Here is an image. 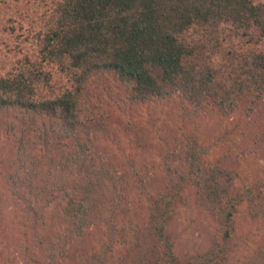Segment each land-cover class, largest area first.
<instances>
[{"label": "trees", "instance_id": "16d2710c", "mask_svg": "<svg viewBox=\"0 0 264 264\" xmlns=\"http://www.w3.org/2000/svg\"><path fill=\"white\" fill-rule=\"evenodd\" d=\"M54 14V26L32 34L37 59L21 52L0 75V208L20 216L27 264H69L81 240L99 237H117L120 254L134 243L133 264H264V221L240 250L234 241L238 218L264 220V170L228 171L217 147L229 135L212 147L192 130L201 113L238 115L233 133L258 123L264 3L60 0ZM57 69L65 83H53ZM130 194L145 211L131 212ZM184 198L222 231L206 253L183 259L168 230ZM106 247L76 264H112Z\"/></svg>", "mask_w": 264, "mask_h": 264}, {"label": "rangeland", "instance_id": "374dc122", "mask_svg": "<svg viewBox=\"0 0 264 264\" xmlns=\"http://www.w3.org/2000/svg\"><path fill=\"white\" fill-rule=\"evenodd\" d=\"M260 1L264 3V0ZM59 2L60 0H0L1 76L7 72L10 73L9 71L14 68L15 63L20 59L21 52L24 55L27 52L32 53V57L37 59L40 45L32 34L46 30L48 28L46 23L48 22H51L54 26L56 20L54 11L57 9ZM57 70L59 72L53 75V83L55 85L65 83L69 76L62 74L59 69ZM262 101L261 105L255 107V111L259 112L256 116L258 123L254 121L253 125L244 126V129L235 133L233 132L239 120V116L236 114H233L231 118L224 117L219 120L202 114V111L200 115H193L197 118V123H194L192 128L193 136L204 144L208 143L209 146L213 147L219 136L229 135V139L223 145H218V157L224 159L223 164L225 168H228V171L238 173L241 176H246L250 172H255L257 176H260L264 170V99ZM226 129H228V132H226ZM177 149L178 153L175 151L170 157L175 166L183 158V152H180L179 147ZM157 163L161 164V161ZM153 165L154 162L150 164V171H154ZM161 169V172L164 171ZM158 180L153 182L155 190L160 185ZM137 200L138 198H134L131 194L128 195L127 201L132 213L137 212L140 208L142 211L146 210V207H142V202L138 204ZM183 200L179 203L180 207L177 213L172 217L168 233L176 241L175 252L184 259L206 253L221 237L222 228L218 221L214 220L206 210L197 211L191 202V198H184ZM17 215V210L13 205L5 204L0 208V264H27L28 262V258L23 255L18 245L19 236L15 228ZM17 219L20 222L19 215ZM263 221L261 219L259 223H254L248 216H241L237 219L234 240L237 249V245L244 235L250 237L251 232H255V229L262 225ZM244 229L247 230L243 231ZM248 229L251 231L248 232ZM98 233L96 226L91 227L88 232L89 235H98ZM118 243L117 237L112 241L107 237L81 240L68 253L67 263L76 264L81 262L83 255L84 257L85 255L88 256V251H92V255L97 254L102 258L101 251L104 249L105 244L110 245V247H106L107 249L113 250L107 258H112V264L136 263L135 258L137 257L134 250L128 252L129 249H126L128 245L134 246L135 244L122 245L123 254H120V251L116 253L114 250ZM104 262L106 263L107 260L105 259Z\"/></svg>", "mask_w": 264, "mask_h": 264}]
</instances>
